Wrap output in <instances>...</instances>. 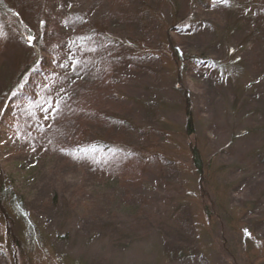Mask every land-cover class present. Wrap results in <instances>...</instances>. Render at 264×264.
Returning <instances> with one entry per match:
<instances>
[{
  "label": "rangeland",
  "instance_id": "rangeland-1",
  "mask_svg": "<svg viewBox=\"0 0 264 264\" xmlns=\"http://www.w3.org/2000/svg\"><path fill=\"white\" fill-rule=\"evenodd\" d=\"M68 1L127 41L108 104L128 120L120 137L142 167L85 173L45 146L22 148L3 114L0 264H264V0H193L190 11L187 0H140L125 15L106 0ZM26 41L18 28L0 55V95L31 57Z\"/></svg>",
  "mask_w": 264,
  "mask_h": 264
},
{
  "label": "trees",
  "instance_id": "trees-1",
  "mask_svg": "<svg viewBox=\"0 0 264 264\" xmlns=\"http://www.w3.org/2000/svg\"><path fill=\"white\" fill-rule=\"evenodd\" d=\"M135 1L140 0H106L124 15ZM187 1L190 11L193 0ZM7 2H15L16 8ZM108 24L68 0H0V55L18 28L25 31L26 27L28 37H35L26 41L31 47L30 59L19 67L12 84L0 95V121L11 114L12 123L7 128L22 148L37 150L45 146L50 156L61 157L85 173L125 178L142 166L138 168L135 153L120 137L128 129V120L119 111H112L108 102L115 90V71L130 62L126 57L129 48L116 28ZM169 46L180 65L177 45ZM199 65L208 68L204 64L196 67ZM184 98L189 126L192 102L187 93ZM193 155L194 166L201 174L204 163L198 148H193ZM5 180L0 167V203ZM126 194L132 196L133 192L127 190ZM134 201L144 205L146 199L137 197ZM2 212L8 236L19 246L11 214L7 209Z\"/></svg>",
  "mask_w": 264,
  "mask_h": 264
},
{
  "label": "snow or ice",
  "instance_id": "snow-or-ice-1",
  "mask_svg": "<svg viewBox=\"0 0 264 264\" xmlns=\"http://www.w3.org/2000/svg\"><path fill=\"white\" fill-rule=\"evenodd\" d=\"M225 2H227V0H225ZM28 39H29V42H31L32 40L35 39V37L29 36ZM45 119H47V117H45Z\"/></svg>",
  "mask_w": 264,
  "mask_h": 264
}]
</instances>
